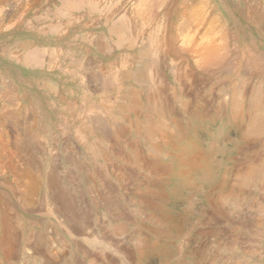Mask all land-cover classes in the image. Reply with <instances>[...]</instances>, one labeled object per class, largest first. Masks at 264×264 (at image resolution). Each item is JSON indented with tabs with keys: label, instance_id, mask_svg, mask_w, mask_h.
<instances>
[{
	"label": "rangeland",
	"instance_id": "rangeland-1",
	"mask_svg": "<svg viewBox=\"0 0 264 264\" xmlns=\"http://www.w3.org/2000/svg\"><path fill=\"white\" fill-rule=\"evenodd\" d=\"M63 1L0 0V264H264V0Z\"/></svg>",
	"mask_w": 264,
	"mask_h": 264
},
{
	"label": "bare ground",
	"instance_id": "bare-ground-1",
	"mask_svg": "<svg viewBox=\"0 0 264 264\" xmlns=\"http://www.w3.org/2000/svg\"><path fill=\"white\" fill-rule=\"evenodd\" d=\"M61 1H63V0H61ZM108 1V0H107ZM153 1H155V3H157V2H159L160 0H153ZM152 0H151V2L150 3H152L153 2ZM162 1V0H161ZM161 1H160V4H161ZM198 1V0H197ZM204 1V0H203ZM202 1V2H203ZM49 2V1H48ZM92 0H64L63 1V10H66V11H70V10H72V11H74L73 9H76V10H80V9H82L83 7H85V6H90L92 3ZM117 2H119V0L117 1ZM148 2V0H144V1H142L141 3H139V6L137 7L138 8V10L140 11V10H142V6L145 4V3H147ZM174 2V1H173ZM172 2V3H173ZM194 2V1H193ZM94 3V2H93ZM97 3V2H96ZM105 3V2H104ZM123 3V2H122ZM199 3V2H198ZM209 3V2H208ZM100 4H102V3H100ZM158 4V3H157ZM197 4V3H196ZM96 5V4H95ZM98 5V4H97ZM148 5H150V4H148ZM205 5V4H204ZM208 5V4H207ZM106 6V5H105ZM117 6V5H116ZM115 6V7H116ZM121 6V5H120ZM126 6H128V5H126ZM199 6V5H198ZM239 6V5H238ZM90 7H93V5L92 6H90ZM98 7V6H97ZM121 7H123V6H121ZM163 7V6H162ZM194 7H195V5H194ZM94 8V7H93ZM112 8V7H111ZM127 8V7H126ZM181 8V7H180ZM203 8V7H202ZM122 9V8H121ZM144 9H145V7H144ZM165 9V8H164ZM188 9V8H187ZM199 9H200V7H199ZM94 10V9H93ZM98 10V9H97ZM133 10V9H132ZM181 10V9H180ZM213 10V9H212ZM217 10H219L218 8H217ZM91 11H92V9H91ZM104 11V10H103ZM111 11V10H110ZM137 11V10H136ZM197 11V10H196ZM196 11H194V9L191 11V14L193 13V15L195 16V15H197V17L198 16H200L201 15V13L202 12H204L203 10H201V12L200 11H198L197 13H196ZM207 11V10H206ZM239 11V10H238ZM61 12V11H60ZM87 12V11H86ZM89 12V11H88ZM113 12V11H112ZM117 12V11H116ZM121 12V11H120ZM128 12V11H127ZM194 12L196 13V14H194ZM36 13V12H35ZM64 13V12H63ZM84 13V12H83ZM82 13V14H83ZM102 13V12H101ZM106 13V12H105ZM107 13H108V11H107ZM147 13V12H146ZM178 13H180L179 11H178ZM187 13V12H186ZM55 14V13H54ZM99 14H100V12H99ZM125 14V13H124ZM141 14V13H140ZM189 14V13H188ZM220 14H221V12H220ZM219 14V15H220ZM35 15V14H34ZM57 15H58V13H57ZM60 15V14H59ZM75 15H76V13H75ZM81 15V14H80ZM108 15V14H107ZM114 15V14H113ZM73 16V15H72ZM125 16H127L126 14H125ZM157 16V15H156ZM155 16V17H156ZM162 16H163V14H162ZM202 16V15H201ZM204 16H205V14H204ZM221 16V15H220ZM68 17V16H67ZM75 17H77V15L75 16ZM86 17H87V14H86ZM89 17V16H88ZM91 17V16H90ZM89 17V18H90ZM96 17V16H95ZM132 17V16H131ZM134 17V16H133ZM146 17H147V15H146ZM170 17V16H169ZM209 17H211V16H209ZM243 17V16H242ZM55 18V17H54ZM97 18V17H96ZM95 18V19H96ZM141 18H142V15H141ZM145 18V17H144ZM162 18V17H161ZM178 18V17H177ZM185 18V17H184ZM194 18V17H193ZM200 17H198V19H199ZM204 17H202V19H203ZM221 18V17H220ZM219 18V19H220ZM76 19V18H75ZM122 19V18H121ZM124 19H125V17H124ZM130 19V18H129ZM132 19V18H131ZM164 19V18H163ZM167 19V18H166ZM176 19V18H175ZM187 19V18H186ZM209 19V18H208ZM148 20V19H147ZM184 20V19H183ZM196 20V19H195ZM200 20V19H199ZM199 20H198V22H199ZM212 20V19H211ZM222 20V19H221ZM236 20H237V18H236ZM37 21V20H36ZM52 21V20H51ZM70 21V20H69ZM87 21V20H86ZM135 21V20H134ZM150 21H151V18H150ZM156 21V20H155ZM163 21V20H162ZM169 21V20H168ZM180 21V20H179ZM191 21H192V19H191ZM209 21V20H208ZM219 21V20H218ZM226 21V20H225ZM112 22V21H111ZM129 22V21H128ZM132 22V21H131ZM175 22V21H174ZM184 22V21H183ZM194 22H197V21H194ZM223 22V21H222ZM235 22H237V21H235ZM54 23V22H53ZM98 23V22H97ZM115 23V22H114ZM149 23V22H148ZM147 23V24H148ZM158 23V22H157ZM156 23V24H157ZM192 23V22H191ZM203 23V22H202ZM207 23V22H206ZM214 23H216V22H214ZM254 23V22H253ZM128 24V23H127ZM136 24H137V22H136ZM159 24V23H158ZM165 24H166V22H165ZM174 24V23H173ZM238 24V23H237ZM81 25V24H80ZM85 25V24H84ZM83 25V26H84ZM92 25V24H91ZM98 25V24H97ZM119 25V24H118ZM121 25H122V22H121ZM146 25V24H145ZM150 25H151V23H150ZM153 25V24H152ZM183 25H184V23H183ZM196 24L194 23V25L193 26H195ZM206 25V24H205ZM213 25V24H212ZM215 25V24H214ZM213 25V26H214ZM217 25H218V23H217ZM59 26H62V25H59ZM58 26V27H59ZM66 26V25H65ZM74 26V25H73ZM114 26V25H113ZM163 26V25H162ZM190 26H191V24H190ZM192 26V27H193ZM198 26H200V25H198ZM54 27V26H53ZM137 27H138V25H137ZM188 27H189V25H188ZM191 27V28H192ZM196 27V26H195ZM200 27H202V26H200ZM207 27V26H206ZM55 28H56V26H55ZM55 28H53V30L55 29ZM61 28V27H60ZM69 28V27H68ZM77 28V27H76ZM82 28V27H81ZM130 28H132V27H130ZM153 29H154V27H152ZM177 28V27H176ZM175 28V29H176ZM191 28H189V29H191ZM210 28V27H209ZM211 28H212V26H211ZM239 28V27H238ZM46 29V28H45ZM64 29V28H63ZM80 29V28H79ZM117 29V28H116ZM160 29V28H159ZM183 29V28H182ZM185 29V28H184ZM203 29V28H202ZM227 29V28H226ZM114 30V29H113ZM112 30V31H113ZM127 30H130L129 29V26H127V25H123V27L121 28V29H119L118 30V32L122 35V34H124ZM145 30V29H144ZM143 30V31H144ZM167 30V29H166ZM173 30V29H172ZM181 30V29H180ZM195 30V29H194ZM200 30V29H199ZM198 30V31H199ZM208 30V29H207ZM216 30V29H215ZM72 31V30H71ZM71 31L69 32V33H71ZM111 31V32H112ZM152 31V30H151ZM174 31V30H173ZM186 31V30H185ZM189 31V30H188ZM209 31H211V30H209ZM214 31V30H213ZM212 31V33H214ZM234 31V30H233ZM64 32V31H63ZM91 32V31H90ZM109 32V31H108ZM136 32H137V30H136ZM146 32V31H145ZM148 32V31H147ZM218 32V31H217ZM222 32V31H221ZM152 33H154V32H152ZM205 33V32H204ZM210 33V32H209ZM233 33V32H232ZM232 33H230V34H232ZM91 34V33H90ZM149 34V33H148ZM172 34V33H171ZM177 34V33H176ZM175 34V35H176ZM191 34V33H190ZM194 34V33H193ZM220 34V33H219ZM222 34V33H221ZM113 35V34H112ZM152 35V34H151ZM161 31L159 30L154 36H153V38L152 37H149V38H152L151 39V44H150V47H149V52L150 53H152L153 54V56H159L160 55V52H161V50L163 49V43L165 44V42H163L162 43V37H161ZM166 35V34H165ZM209 35V34H208ZM214 35V34H213ZM216 35V34H215ZM215 35H214V37H215ZM235 35V34H234ZM33 36H34V34H33ZM89 36V35H88ZM102 36V35H101ZM104 36V35H103ZM124 36V35H123ZM148 36H150V35H148ZM185 37H186V35H184ZM183 36V37H184ZM191 36V35H190ZM189 36V37H190ZM193 36H195V35H193ZM197 36V35H196ZM195 36V37H196ZM125 37V36H124ZM133 37V36H132ZM137 37V36H136ZM172 37V36H171ZM176 37H178V36H176ZM189 37H188V35H187V39H189ZM198 37V36H197ZM209 37V36H208ZM218 37V36H217ZM227 36H225V38H226ZM236 37H237V34H236ZM93 38V37H92ZM103 38V37H102ZM101 38V39H102ZM135 38V37H134ZM166 38V37H165ZM169 38V37H168ZM213 38V37H212ZM239 38V37H238ZM240 38H241V36H240ZM88 39V38H87ZM100 39V38H99ZM167 39V38H166ZM186 39V40H187ZM196 39V38H195ZM194 39V40H195ZM214 39V38H213ZM218 39H220V37L218 38ZM223 39V38H222ZM221 39V40H222ZM233 39V38H232ZM65 40V39H64ZM132 40V39H131ZM197 40V39H196ZM217 40V39H216ZM85 41V40H84ZM129 41V40H128ZM164 41H166L165 39H164ZM171 41V40H170ZM174 41H176V40H174ZM232 41V40H231ZM238 41V40H237ZM99 42V41H98ZM103 42V41H102ZM136 42V41H135ZM184 42H187V41H184ZM183 42V43H184ZM196 42V41H195ZM202 43H201V45L199 46V50H197V54H198V57H199V61H197V62H203L204 64H206V65H214V64H216L220 59H219V49H218V47H216V46H214L212 43L213 42H211V38H206L205 37V39L203 38V40L201 41ZM211 42V43H210ZM242 42V41H241ZM240 42V43H241ZM171 43V42H170ZM174 43H176V42H174ZM182 43V42H181ZM182 43V44H183ZM217 43V42H216ZM222 43V42H221ZM240 43H238V45L240 44ZM91 44V43H90ZM101 44V43H100ZM169 44V43H168ZM177 44V43H176ZM188 44V43H187ZM193 44H194V42H193ZM98 45V44H97ZM108 45V44H107ZM125 45V44H124ZM178 45V44H177ZM185 45V44H184ZM183 45V46H184ZM243 45H244V43H243ZM95 46V45H94ZM121 46V45H120ZM120 46H118L119 48H120ZM131 45H129V47H130ZM180 46V45H179ZM195 46V45H194ZM241 46V45H240ZM240 46H238V47H240ZM251 46V45H250ZM105 47V46H104ZM123 47V46H122ZM176 47V46H175ZM181 47V46H180ZM188 47V46H187ZM252 47V46H251ZM69 48H71V47H69ZM74 48V47H73ZM101 48V47H100ZM109 48V47H108ZM131 48V47H130ZM165 48V47H164ZM167 48H169V47H167ZM183 48H185V46L183 47ZM182 48V49H183ZM229 48V47H228ZM234 48V47H233ZM244 48V47H243ZM63 49H64V47H63ZM62 49V50H63ZM68 49V48H67ZM89 49H91V48H89ZM96 49V48H95ZM99 49V48H98ZM106 49V48H105ZM174 49V48H173ZM176 49V48H175ZM174 49V50H175ZM222 49H224V48H222ZM45 51L47 50V49H44ZM56 50V49H55ZM87 50V49H86ZM100 50V49H99ZM98 50V51H99ZM103 50L104 49H102V51H101V54H102V52H103ZM107 50V49H106ZM234 50V49H233ZM58 51H60V50H58ZM77 51V50H76ZM147 51V50H146ZM163 51H164V49H163ZM179 51V50H178ZM230 51V50H229ZM28 52V51H27ZM53 52V51H52ZM63 52V51H62ZM134 52V51H133ZM148 52V54H150ZM181 52H184V50L183 51H181ZM222 52H223V50H222ZM221 52V53H222ZM234 52V51H233ZM65 53V52H64ZM76 53V52H75ZM104 53V55H105V51L103 52ZM116 53V52H115ZM126 53V52H125ZM174 53H176V52H174ZM240 53V52H239ZM45 52L44 51H39V50H31V48L29 49V52L26 54V56L24 57V63H27V64H33V65H40L41 63H42V60H43V58H44V56H45ZM48 54V53H47ZM54 54L56 55V53L54 52ZM63 54V53H62ZM61 54V55H62ZM78 54V53H77ZM145 54V53H144ZM172 54V53H171ZM179 54H181L180 53V51H179ZM58 55V54H57ZM63 55H65V54H63ZM68 54H66V56H67ZM107 55V54H106ZM131 55V54H130ZM175 55V54H174ZM177 55V54H176ZM232 55V54H231ZM51 57H52V54L50 55ZM59 56V55H58ZM116 56V55H115ZM151 56V55H150ZM158 56L157 57H154V58H158ZM163 56V55H162ZM178 56V55H177ZM234 56V55H233ZM250 56H251V54H250ZM57 57V56H56ZM69 57H70V54H69ZM108 57V56H107ZM187 57V56H186ZM195 57V56H194ZM23 58V57H22ZM68 58V57H67ZM66 58V59H67ZM82 58V57H81ZM88 58V57H87ZM153 58V57H152ZM171 58V57H170ZM176 58H178V57H176ZM197 58V57H196ZM45 59V58H44ZM64 59V58H63ZM75 59V58H74ZM91 58H89V60H90ZM231 59H232V57H231ZM247 59V58H246ZM87 60V59H86ZM160 60H162L161 59V57H160ZM179 60V59H178ZM233 60V59H232ZM253 60V59H252ZM45 61V60H44ZM51 61V60H50ZM49 61V62H50ZM70 61V60H69ZM72 61V60H71ZM73 61H77V60H73ZM80 61V60H79ZM84 61V60H83ZM93 61V60H92ZM101 61V60H100ZM126 61V60H125ZM176 61H177V59H176ZM261 61V60H260ZM53 62V61H52ZM51 62V63H52ZM155 62H156V60H155ZM172 62V61H171ZM231 62V61H230ZM253 62V61H252ZM43 63H45V62H43ZM82 64H83V62H81ZM80 63V64H81ZM94 63V62H93ZM168 63V62H167ZM174 62H172V64H173ZM72 64V63H71ZM75 64V63H74ZM77 64H78V62H77ZM79 64V65H80ZM86 64V63H85ZM88 64V63H87ZM126 64H128V63H126ZM159 63H157V64H153V65H151L147 70L145 69V67H144V70H143V73L146 71V73L148 74V78L149 79H153V77L155 76L154 75V69H156L155 67L158 65ZM55 65H56V63H55ZM62 65V64H61ZM68 65H70V63L68 64ZM78 65V66H79ZM100 65H102V64H100ZM122 65V64H121ZM161 65V64H160ZM178 65V64H177ZM181 65V64H180ZM196 65H197V63H196ZM195 65V66H196ZM228 65V64H227ZM226 65V66H227ZM233 65V64H232ZM253 65V64H252ZM49 66H51V65H49ZM96 66V65H95ZM126 66H128V65H126ZM154 66V67H153ZM162 66V65H161ZM168 66V65H167ZM254 66V65H253ZM45 67H46V65H45ZM67 67V66H66ZM173 67H174V65H173ZM173 67H171V68H173ZM184 67V66H183ZM211 67V66H210ZM55 68V67H54ZM59 68H60V66H59ZM69 68V67H68ZM84 68H85V66H84ZM94 68V67H93ZM124 68V67H123ZM180 68V67H179ZM182 68V67H181ZM231 68V67H230ZM50 69V68H49ZM52 69V68H51ZM65 69V68H64ZM64 69H62V70H64ZM72 69V68H71ZM76 69V68H75ZM74 69V70H75ZM158 69H159V65H158ZM174 69V68H173ZM184 69V68H183ZM224 69H226V68H224ZM224 69H222V71L224 70ZM233 69V68H232ZM66 70V69H65ZM86 70V69H85ZM90 70V69H89ZM89 70L87 71V72H89ZM185 70V69H184ZM199 70V69H198ZM197 70V71H198ZM231 70V69H230ZM232 71V70H231ZM80 72V71H79ZM133 72V71H132ZM202 72V71H201ZM238 72V71H237ZM236 72V73H237ZM52 73V72H51ZM129 73H131V72H128V75H129ZM156 73V72H155ZM175 73V72H174ZM194 73V72H193ZM231 73V72H230ZM244 73V72H243ZM84 74H88V73H84ZM139 74H141V73H138V75ZM145 74V73H144ZM144 74H143V76H144ZM195 74V73H194ZM111 75V74H110ZM125 74H123V76H124ZM159 75H160V73H159ZM207 75V74H206ZM79 76V75H78ZM87 76V75H86ZM114 76V75H113ZM140 76V75H139ZM139 76H136V77H138L139 78V82H142L141 80L144 78H142L141 76V79H140V77ZM147 76V75H146ZM175 76V75H174ZM201 76V75H200ZM211 76V75H210ZM223 76V75H222ZM85 77V76H84ZM121 77V76H120ZM134 77V76H133ZM158 77V76H157ZM176 77V76H175ZM174 77V78H175ZM225 77H227V76H225ZM229 77V76H228ZM227 77V78H228ZM233 77V76H232ZM35 78H36V76H35ZM80 78V77H79ZM87 78V77H86ZM195 78H196V76H195ZM216 78V77H215ZM224 78V77H223ZM237 77H235V79H236ZM238 78H239V75H238ZM242 78V77H241ZM68 79V78H67ZM70 79V78H69ZM74 79V78H73ZM82 79V78H81ZM84 79V78H83ZM113 79H115V77L113 78ZM117 79V78H116ZM116 79L115 80H113V81H116ZM123 79H125V77L123 78ZM128 79H129V76H128ZM149 79H148V81H149ZM167 79V78H166ZM190 79V78H189ZM200 79V78H199ZM230 79V78H229ZM234 79V78H233ZM32 80V79H31ZM137 80V79H136ZM145 80V79H144ZM156 80V79H155ZM158 80V79H157ZM171 80V79H170ZM213 80V79H212ZM221 80V79H220ZM228 80V79H227ZM96 81H97V79H96ZM138 81V80H137ZM159 81V80H158ZM211 81V80H210ZM243 81H245L244 80V78H243ZM69 82H70V80H69ZM82 82V81H81ZM150 82V81H149ZM152 83H153V81H151ZM154 82H156V81H154ZM215 82V81H214ZM227 82V81H226ZM239 82V81H238ZM55 83V82H54ZM93 83H95V82H93ZM115 83V82H114ZM241 83V82H240ZM264 83V82H263ZM262 83V84H263ZM139 84V83H138ZM145 84V83H144ZM219 84V83H218ZM232 84V83H231ZM230 84V85H231ZM242 84V83H241ZM260 84V83H259ZM56 85V84H55ZM89 85V84H88ZM100 85V84H99ZM140 85V84H139ZM143 85V84H142ZM161 85H163V83L161 84ZM235 85V84H234ZM82 86V85H81ZM146 86V85H145ZM160 86V85H159ZM213 86V88H214V85H212ZM238 86H239V84H238ZM55 87V86H54ZM83 87V86H82ZM133 87H135V86H133ZM154 87V86H153ZM158 87V86H157ZM219 87V86H218ZM226 87V86H225ZM123 88V87H122ZM217 88V87H216ZM234 88V87H233ZM242 88V87H241ZM256 88V87H255ZM257 88H258V86H257ZM83 89H84V87H83ZM91 89V88H90ZM124 89V88H123ZM162 89H163V87H162ZM171 89V88H170ZM215 89V88H214ZM223 89H224V87H223ZM226 89V88H225ZM53 90V89H52ZM95 90H97V89H95ZM129 91H130V89H128ZM127 90V91H128ZM134 90V89H133ZM220 90V89H219ZM228 90V89H227ZM226 90V91H227ZM229 90H231V88L229 89ZM233 90H235V89H233ZM238 90V89H237ZM88 91V90H87ZM101 91V90H100ZM103 91V90H102ZM121 91V90H120ZM143 91V90H142ZM221 91V90H220ZM243 91V90H242ZM97 92V91H96ZM98 92H99V90H98ZM105 92V91H104ZM107 92V91H106ZM132 92V91H131ZM147 92H149V91H147ZM146 92V93H147ZM155 92V91H154ZM169 92V91H168ZM171 92V91H170ZM176 92V91H175ZM209 92V91H208ZM217 92V91H216ZM232 92V91H231ZM237 93H238V91H236ZM254 92V91H253ZM259 92H261V90L259 91ZM259 92L257 93V94H259ZM264 92V91H263ZM95 93V92H94ZM93 93V94H94ZM101 93V92H100ZM122 93V92H121ZM159 93L160 92H158V94L157 95H159ZM218 93V92H217ZM92 94V95H93ZM105 94V93H104ZM109 94H110V92H109ZM124 94H125V92H124ZM144 94V93H143ZM230 94V93H229ZM232 94H233V92H232ZM240 94H241V92H240ZM90 95H91V93H90ZM91 95V96H92ZM97 95V94H96ZM118 95H119V93H118ZM147 95H149V94H147ZM156 95V94H155ZM160 95H162V94H160ZM218 95V94H217ZM236 95V94H235ZM255 95V94H254ZM254 95H253V97H254ZM90 96V97H91ZM104 96V95H103ZM106 96V95H105ZM144 96V95H143ZM258 96V95H257ZM257 96H255L256 98H257ZM12 97V96H11ZM15 97V96H14ZM65 97V96H64ZM71 97V96H70ZM137 97V96H136ZM140 97V96H139ZM259 97V96H258ZM22 98V97H21ZM122 98V97H121ZM133 98V97H132ZM161 98V97H160ZM164 98V97H163ZM220 98V97H219ZM252 98V97H251ZM24 99V98H23ZM71 99H73L72 97H71ZM76 99H78V98H76ZM117 99H118V97H117ZM131 99V98H130ZM134 99V98H133ZM150 99V98H149ZM154 99V98H153ZM170 99V98H169ZM177 99V98H176ZM206 99V98H205ZM259 99V98H258ZM110 100V99H109ZM140 100V99H139ZM166 100V99H165ZM181 100H182V98H181ZM180 99H179V101H181ZM188 100V99H187ZM248 100H252V99H249L248 98ZM254 100H256V99H254ZM64 101V100H63ZM112 101H114V100H112ZM116 101V100H115ZM141 101V100H140ZM153 101V100H152ZM159 101V100H158ZM167 101V100H166ZM171 101V100H170ZM176 101V100H175ZM186 101V100H185ZM261 101V100H260ZM260 101H258L256 104H255V106L254 107H258L259 106V104H260ZM78 102V101H77ZM118 102V101H117ZM142 102V101H141ZM164 101L162 100L161 101V103H163ZM183 102V101H182ZM180 103L181 105L183 104V103ZM190 102V101H189ZM264 102V101H263ZM13 103V102H12ZM106 103V102H105ZM144 103V102H143ZM160 103V102H159ZM160 103V104H161ZM169 103V102H168ZM187 103V102H186ZM248 103V102H247ZM36 104V103H35ZM136 104V103H135ZM135 104H133V105H135ZM155 105H156V102L154 103ZM164 104H165V102H164ZM231 104V103H230ZM249 104V103H248ZM264 104V103H263ZM38 105V104H37ZM148 105V104H147ZM261 105V104H260ZM72 106V105H71ZM136 106V105H135ZM139 106V105H138ZM150 106V105H149ZM156 106H158V105H156ZM155 106V107H156ZM232 106H233V110H234V112L236 111H238L239 110V102H238V99H237V96H234V98H233V100H232ZM69 107V106H68ZM73 107V106H72ZM127 107V106H126ZM142 107V106H141ZM154 107V108H155ZM165 107V106H164ZM169 107V106H168ZM167 107V108H168ZM222 107V106H221ZM231 107V106H230ZM253 107V108H254ZM260 107V106H259ZM89 108V107H88ZM135 108V107H134ZM159 108V107H158ZM161 108H163L162 106H161ZM166 108V107H165ZM223 108V107H222ZM261 108H263L262 106H261ZM75 109V108H74ZM92 109V108H91ZM120 109V108H119ZM130 109H131V107H130ZM129 109V110H130ZM257 109V108H256ZM260 109V108H259ZM132 110V109H131ZM145 110H147V109H145ZM232 110V109H231ZM74 111V110H73ZM73 111H71V112H73ZM93 111V110H92ZM134 111H135V109H134ZM138 111V110H137ZM147 111H150V113H151V111L152 110H147ZM162 110H160V112H161ZM170 111V110H169ZM186 111H187V109H186ZM244 111V110H243ZM259 111V110H258ZM99 112V111H98ZM139 112H141V111H139ZM153 112V111H152ZM235 112V113H236ZM245 112V111H244ZM250 112V111H249ZM254 112H256V111H254ZM260 112V111H259ZM108 113V112H107ZM134 113V112H133ZM146 113V112H145ZM149 113V114H150ZM231 113H233V112H231ZM234 113V115H236ZM247 113V112H246ZM252 113V112H251ZM250 113V114H251ZM77 114H80V113H77ZM135 114V113H134ZM244 114V113H243ZM250 114H248V115H250ZM259 113H257L256 114V116L258 115ZM121 115V114H120ZM131 115V114H130ZM152 115H154V114H152ZM163 115V114H162ZM169 115H170V113H169ZM231 115V114H230ZM246 115V114H245ZM254 115V114H253ZM260 115V114H259ZM108 116V115H107ZM122 116V115H121ZM149 116V115H148ZM165 116V115H164ZM116 117H118V116H116ZM120 117V116H119ZM125 116H123V118H124ZM127 117V116H126ZM154 117H156V116H154ZM153 116H152V118H154ZM166 117V116H165ZM168 117V116H167ZM219 117V116H218ZM246 117V116H245ZM254 117V116H253ZM127 118H130V117H127ZM126 118V119H127ZM136 118V117H135ZM164 118V117H163ZM178 118V117H177ZM230 118V117H229ZM122 119V118H121ZM149 119V118H148ZM151 119V118H150ZM165 119V118H164ZM170 119H171V117H170ZM239 119V118H238ZM250 119V118H249ZM252 119V118H251ZM89 121V120H88ZM151 121V120H150ZM153 121V120H152ZM168 121V120H167ZM183 121V120H182ZM238 122H239V120H237ZM237 121H236V123H237ZM87 122V121H86ZM92 122V121H91ZM247 122H248V120H247ZM84 123V122H83ZM93 123V122H92ZM148 123H149V121H148ZM165 123V122H164ZM191 123V122H190ZM32 124V123H31ZM121 124H122V122H121ZM151 124H153V123H151ZM150 124V125H151ZM169 124V123H168ZM160 125V124H159ZM158 125V126H159ZM94 126V125H93ZM157 126V127H158ZM100 127V126H99ZM125 127V126H124ZM127 127H128V125H127ZM151 127H152V125H151ZM264 127V110L262 109V113H261V116L259 117V119L258 120H256V122L254 121L253 122V124H252V126H251V131L252 132H258V131H261L262 130V128ZM101 128V127H100ZM153 128H154V126H153ZM159 128V127H158ZM80 129V128H79ZM119 129V128H118ZM144 129H147L146 127L144 128ZM161 130H162V128H160ZM165 129V128H164ZM102 130V129H101ZM100 130V131H101ZM161 130H160V132H161ZM78 131V130H77ZM96 131H98V130H96ZM146 131V130H145ZM144 131V132H145ZM103 132V131H102ZM101 132V133H102ZM115 132V131H114ZM113 132V133H114ZM122 132V131H121ZM124 132H125V130H124ZM128 133L130 132V130L129 131H127ZM148 132H150V130L148 131ZM152 132V131H151ZM100 133V132H99ZM155 132H153V134H154ZM169 133V132H168ZM251 133V132H250ZM116 134V133H115ZM119 134V133H118ZM117 134V135H118ZM149 134V133H148ZM147 134V135H148ZM159 134H161V133H159ZM191 134V133H190ZM193 134V133H192ZM252 135H253V133H251ZM103 135V134H102ZM121 135V134H120ZM155 135H156V133H155ZM155 135H154V137H155ZM164 135H167V133L166 134H164ZM258 135V134H257ZM145 136H146V133H145ZM162 136V135H161ZM251 136V135H250ZM147 137V136H146ZM175 137V136H174ZM163 138V137H162ZM161 138V139H162ZM177 138H179V137H177ZM192 138V137H191ZM255 138V137H254ZM81 139V138H80ZM147 139V138H146ZM151 139V138H150ZM153 139V138H152ZM107 140V139H106ZM149 140V139H148ZM85 141V140H84ZM108 141H109V139H108ZM155 141V140H154ZM163 141H164V139H163ZM157 142V141H156ZM185 142H187V141H184V143ZM159 143V142H158ZM190 142L188 141V144H189ZM153 144H155L154 142H153ZM166 144V143H165ZM183 144V143H182ZM187 144V145H188ZM198 144V143H197ZM197 144H196V146H197ZM110 145V144H109ZM158 145V144H157ZM185 145H186V143H185ZM185 145H183V146H185ZM95 146V145H94ZM183 146H182V148H183ZM192 146V145H191ZM196 146H194V147H196ZM186 147H188V146H186ZM190 147V146H189ZM188 147V148H189ZM95 148V147H94ZM179 148H180V145H179ZM185 149V148H184ZM187 149V148H186ZM191 149V148H190ZM192 149H193V147H192ZM96 150V149H95ZM94 150V151H95ZM167 150H169V148L167 149ZM189 150V149H188ZM151 151H153L154 152V150H152L151 149ZM157 151V150H156ZM176 151V150H175ZM180 152H181V148H180V150H179ZM183 151V150H182ZM185 151V150H184ZM161 152H162V150H161ZM174 152V151H173ZM187 152V151H186ZM169 153H170V151H169ZM177 153V152H176ZM183 153V152H182ZM152 154V153H151ZM137 155H138V153H137ZM179 156H180V154H179ZM139 157V156H138ZM155 157V156H154ZM31 158V157H30ZM33 158V157H32ZM175 158V157H174ZM34 159V158H33ZM32 159V160H33ZM158 159V158H157ZM173 159V158H172ZM31 160V161H32ZM137 160H138V158H137ZM179 160V159H178ZM209 161V160H208ZM34 162V161H33ZM176 162V161H175ZM210 166V165H209ZM188 166H186L185 168H187ZM248 167V166H247ZM211 168V167H210ZM251 168V167H250ZM249 168V169H250ZM188 169V168H187ZM179 170V169H178ZM181 170V169H180ZM186 170V169H185ZM190 170V169H189ZM204 170H207V169H204ZM203 170V171H204ZM246 170V169H245ZM202 171V172H203ZM254 171V170H253ZM180 172V171H179ZM192 172V171H191ZM249 172V171H248ZM177 173V172H176ZM183 173V172H182ZM199 173H200V170H199ZM263 173V172H262ZM180 174V173H179ZM242 174H244V173H242ZM41 175V174H40ZM178 175V174H177ZM182 175V174H181ZM181 175H180V177H181ZM187 175V174H186ZM201 175V174H200ZM210 175V174H209ZM263 175V174H262ZM43 176V175H42ZM188 176V175H187ZM203 176V175H202ZM213 176H214V174H213ZM254 176V175H253ZM196 177H197V175H196ZM260 177H263V176H260ZM47 178V177H46ZM205 178V177H204ZM207 178H209V176L207 177ZM206 178V179H207ZM206 179H205V181H206ZM213 180H214V178H212ZM246 179V178H245ZM195 180H197V179H195ZM237 180V179H236ZM244 180V179H243ZM185 181V180H184ZM189 181V180H188ZM199 181V180H198ZM201 181H203V179L201 180ZM209 182V181H208ZM210 182H211V179H210ZM209 182V183H210ZM236 182H238V181H236ZM239 183V182H238ZM238 185V184H237ZM243 187V186H242ZM264 193V192H263ZM221 196H223V195H221ZM228 196V195H227ZM230 196V195H229ZM219 198V197H218ZM221 199V198H220ZM226 199V198H225ZM2 225V224H1ZM1 225H0V228H1ZM1 240V239H0Z\"/></svg>",
	"mask_w": 264,
	"mask_h": 264
}]
</instances>
